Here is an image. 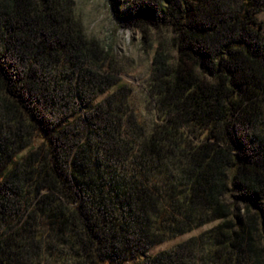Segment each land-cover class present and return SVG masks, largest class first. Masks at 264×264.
Returning <instances> with one entry per match:
<instances>
[{
	"label": "trees",
	"instance_id": "obj_1",
	"mask_svg": "<svg viewBox=\"0 0 264 264\" xmlns=\"http://www.w3.org/2000/svg\"><path fill=\"white\" fill-rule=\"evenodd\" d=\"M263 9L130 0L144 122L76 0H0V264H264Z\"/></svg>",
	"mask_w": 264,
	"mask_h": 264
},
{
	"label": "rangeland",
	"instance_id": "obj_2",
	"mask_svg": "<svg viewBox=\"0 0 264 264\" xmlns=\"http://www.w3.org/2000/svg\"><path fill=\"white\" fill-rule=\"evenodd\" d=\"M76 2L83 11L87 32L113 47L121 80L132 88L131 107L142 121L150 122L154 110L147 101L146 89L151 75L153 50L141 41L139 21L128 16L130 0H76ZM117 4L120 5V14L125 16L124 19L115 14ZM257 19L262 21L264 32V9L257 14ZM214 223L215 221L174 236L153 246L150 252L170 248L191 236L199 235Z\"/></svg>",
	"mask_w": 264,
	"mask_h": 264
}]
</instances>
